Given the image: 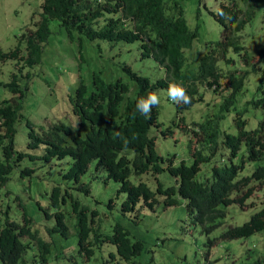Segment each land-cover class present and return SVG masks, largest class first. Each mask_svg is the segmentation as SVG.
<instances>
[{
  "label": "trees",
  "instance_id": "trees-1",
  "mask_svg": "<svg viewBox=\"0 0 264 264\" xmlns=\"http://www.w3.org/2000/svg\"><path fill=\"white\" fill-rule=\"evenodd\" d=\"M215 1L217 9L212 16L221 26L220 36L207 43L210 48L191 64L184 51L192 49L198 30L188 26L185 4L178 0H102V3L98 0H42L31 16L34 27L26 33L19 30L18 44L13 49H0V62L10 61L18 67L8 84L0 82V89L7 88L11 93V97L0 95V203L7 204L4 209L0 204L1 264H25L30 245L37 248L43 261L60 241L70 246L65 217L68 221L71 216L66 211L60 212L61 203L68 204L72 211L76 206L72 196L75 185L85 198L87 188L102 172L106 181L119 184L117 196L124 195L119 209L121 215L141 209L153 210L158 203L164 208L183 206L186 215L180 219L181 224L191 233L206 237L207 247L216 246L219 240L245 239L264 232V203L253 202L255 193L264 195V48L250 53L241 42L247 28L258 25L264 28V9L252 0ZM112 14L115 18L100 20ZM51 20L59 23L62 29L59 31L71 42L78 37L79 53L75 57L78 66L85 61L84 45L89 47L92 41L140 42L141 59H151L164 70L165 76L141 75L124 65L128 82L119 78L107 83L92 72L91 84L87 86L80 78L74 93H68V100L73 114L81 121V128L87 131L75 133L73 126L49 120L48 125L39 126L38 132L27 120L25 144L28 150L16 151L17 125L24 118L23 104L28 99L33 77L29 72L23 76L22 72L42 62L44 46L51 35ZM231 53L238 55L237 62ZM255 75L256 84L251 86ZM165 77L181 85L190 97L188 104H174L169 100L176 112L184 114L195 105H202L207 91L222 97L217 99L220 101L217 114L209 116L201 111L202 121L194 123L211 143L215 144V129L222 114L235 111L237 134L222 138L229 150L227 160L222 165H212L209 177H198L201 157L189 168L180 163L178 166L168 164L164 169L162 156L150 136L151 129L157 126L158 105L152 108L150 118L136 111L139 98H146L161 88L167 90L171 82L165 81ZM245 90L250 91L251 99L238 107L239 96ZM246 114L249 117H245ZM250 118L256 120V127L247 129ZM48 119L46 117L44 122ZM181 120L186 123L184 117ZM196 130L191 132L196 134ZM25 159L32 164L16 174L20 192L5 191L11 181L9 176ZM36 159L44 164L57 162L58 177L51 176L55 181L48 176L35 177L44 170L43 166H36ZM51 171L48 170L49 175ZM161 174L166 175L169 182L159 179ZM83 178L87 179V184ZM22 192L25 195L32 192L34 199H39L38 194L41 200L48 195L45 203L50 202V209L42 211L40 217L44 221L37 224L29 215L19 195ZM10 193L21 208V216L14 220H10L8 213L10 202L6 198ZM76 200L80 198L76 196ZM93 202L96 206L93 211L84 205L73 219V228L78 232V253L90 256L96 251L100 261L109 257L112 264H135L145 248L144 240L119 222L113 225L112 236L101 233L100 229L107 227L103 226L101 211H111L112 199L105 206ZM250 210L253 211L243 224H232L239 215ZM104 245H108V249H103ZM73 253L70 250V254ZM133 256H136L134 261ZM205 264L212 263L206 261ZM252 264H264V251Z\"/></svg>",
  "mask_w": 264,
  "mask_h": 264
},
{
  "label": "rangeland",
  "instance_id": "rangeland-1",
  "mask_svg": "<svg viewBox=\"0 0 264 264\" xmlns=\"http://www.w3.org/2000/svg\"><path fill=\"white\" fill-rule=\"evenodd\" d=\"M183 1L185 4V18L188 24L194 28L197 27L198 39L194 41L193 52L194 55L199 56L204 50L210 48L209 42L215 41L219 38L221 32V26L213 18L212 13L217 9V2L215 0H202L201 3L197 0H178ZM42 0H0V49L2 51H9L18 44L17 35L19 30L24 31L28 28H33V19L35 11L39 9ZM253 3H257L261 9H264V0H252ZM259 16V15H258ZM256 20H259V17ZM252 28V27H251ZM51 35L48 43L44 46V52L42 56V62L35 66L30 72L32 82L30 83V91L28 93V99L23 104L22 114L24 118L17 125V132L14 139V147L16 151L28 150L25 144V139L28 132L26 121L33 123L37 128L40 125H44V120L48 117V120L58 119L63 123H70L71 114L70 108L68 112H64L65 101L64 97L70 91H73L77 86L78 80L71 79V73H75L76 76L81 77L85 84L89 85L92 72L100 73L101 77L105 81L122 79L124 82H128L127 74L123 71V66H129L132 71L141 75L149 77H157L158 71L155 69L156 65L150 59L141 60L138 45L137 44H125L117 43L111 44L105 41H92V47L85 46V61L80 62L79 66L75 61V57L79 53L78 49V37L71 42L68 37L61 33L62 30L59 27V23L55 20L50 21ZM87 42H89L87 40ZM242 45H245V49L252 53L260 48H264V28L260 25L255 28H247L241 37ZM245 43V44H244ZM208 46V47H204ZM242 54L244 51L241 52ZM235 57L237 62L238 55ZM42 67V70H41ZM16 68L10 61H6L0 64V81H9L11 72ZM25 71H23L24 73ZM22 73V74H23ZM257 76L252 77L251 86L256 84ZM51 86V91L50 87ZM220 90V89H219ZM250 90V89H249ZM4 91H0V95ZM248 92V93H247ZM247 93V94H246ZM166 93L159 92V121L163 122L162 130L170 125L169 121L174 117V106L167 101H161V98ZM205 100L202 105H195L188 112L189 114L188 126L193 118H197L201 111H210L214 104H219L217 96L211 91H208L204 95ZM240 105L250 99L249 91L243 92ZM220 100V99H219ZM63 102V103H61ZM209 108V109H207ZM67 113V114H66ZM186 113V114H187ZM232 115L230 113L223 123V127L226 131L235 134L236 129L232 124ZM177 117H180L177 115ZM245 117H249L247 114ZM251 122L247 129L256 127V120L250 118ZM160 138V136H159ZM156 151L164 157V159L171 158L174 154L179 161L183 160L187 165L192 163V157L189 152V141L180 135L175 129L173 137L167 139H160L156 142ZM37 167L41 165L39 159H36ZM177 162V163H178ZM32 161L25 159L22 162L23 167L29 166ZM43 165V164H42ZM41 165V166H42ZM57 164H51L44 166V170L39 172L35 177L42 178L48 176L51 178L58 177ZM66 166V164H65ZM56 171H53L55 170ZM48 170L51 171L49 175ZM7 185L5 191L9 190L13 193L20 192L21 187H18L17 176L13 177ZM83 180L88 183L86 178ZM45 184V183H44ZM42 185V184H41ZM43 186V185H42ZM119 184L109 180H105V174L102 172L97 179L92 182V192L89 198L83 197L78 193H75V197H79L80 200L90 206L95 207L94 200L101 203L103 206L105 202L113 199L114 209L112 211H101L104 217L103 228L107 231L109 225L115 221L121 223L124 227H127L133 232V235L141 233L142 240L145 241V248L141 255L138 257L139 264H205L203 255L207 252L206 237L201 234L191 233L189 230L184 229V225L181 224L180 219L186 215L183 206L172 207L157 216L152 212H141L137 216L138 224H134L131 214L123 217L118 213L119 204L124 198V195H120L115 198V194ZM4 189V188H3ZM2 189V190H3ZM14 190V191H13ZM27 193V192H26ZM3 194V193H2ZM22 200L27 205L29 215L36 220V223L42 222L45 219L42 218V211L50 209L48 203H45L40 195L37 194L39 199L31 198L30 194L25 192L19 194ZM11 196V195H10ZM9 197V196H8ZM9 199V198H8ZM13 199V198H12ZM14 200V199H13ZM8 201L9 204V218L14 220L21 216V208L13 201ZM263 200L261 195H255L253 202L258 203ZM91 201V202H90ZM7 207V204L3 206ZM253 210L246 213H242L235 219L233 225H241L248 219L249 214ZM74 220L70 222V240H75L77 243L76 234L74 232ZM183 228V229H182ZM147 230V231H145ZM263 238V237H262ZM260 235H254L247 239L223 241L221 245L215 249L209 250V261H214L220 256V260H216V264H252L257 259L260 252L264 251V243ZM262 244V245H261ZM76 245V244H75ZM108 249V245H104L103 249ZM75 251L76 260L79 261L80 256ZM33 255V250H28L26 259L30 261Z\"/></svg>",
  "mask_w": 264,
  "mask_h": 264
},
{
  "label": "clouds",
  "instance_id": "clouds-1",
  "mask_svg": "<svg viewBox=\"0 0 264 264\" xmlns=\"http://www.w3.org/2000/svg\"><path fill=\"white\" fill-rule=\"evenodd\" d=\"M98 2L99 3H102V0H98ZM171 17H173V16H171ZM108 18H115V15L114 14H112V15H104L103 17H101L100 18V20L101 21H105V19H108ZM186 19V18H185ZM187 21V20H186ZM187 24H188V22H187ZM33 27H34V23H33V25H32ZM188 26L189 27H191L189 24H188ZM32 28V27H31ZM29 29V28H28ZM28 29H26V30H24V31H22V32H20V33H26L27 31H28ZM245 31V30H244ZM243 31V32H244ZM119 43H123V42H119ZM112 44V43H111ZM113 44H117V43H113ZM126 44V43H125ZM132 44H137L138 45V50H139V54H140V58H141V55H142V52L140 51V42H135V43H132ZM261 49V48H260ZM259 50V49H258ZM258 50H256V51H258ZM230 51H232V50H230ZM256 51H254V52H252V53H255ZM184 55H185V57H186V59H187V62H189L190 64L193 62V59L194 58H196V55H194V52H193V49H186L185 51H184ZM142 60V59H141ZM151 60V59H150ZM1 63H3V62H0V64ZM155 64V63H154ZM39 65V64H38ZM156 65V64H155ZM14 66H15V63H14ZM35 66H37V65H35ZM34 66V67H35ZM33 67V68H34ZM129 67V66H128ZM16 68V67H15ZM33 68H31V69H25V70H23V71H25L22 75L24 76V75H26L28 72L30 73L31 71H32V69ZM17 69H18V67L16 68V71H17ZM155 69L158 71V76L157 77H164L165 76V73H164V70L162 69V68H159V67H157V65H156V67H155ZM41 70H42V67H41ZM16 71L15 70H13L12 72H11V74H10V76H9V81H7V82H3V81H0V82H2V83H4V84H8L10 81H11V75L12 74H14V73H16ZM134 72V71H133ZM93 73H95L98 77H100V78H102L101 77V75H100V73H96V72H93ZM137 73V72H136ZM31 74V73H30ZM71 75V79H73V78H75L76 80H78V83H77V86H78V84H79V82H80V78L81 77H78V76H76L75 75V73H71L70 74ZM92 77V76H91ZM90 77V83H89V85L91 84V80H92V78ZM157 77H155V78H157ZM82 79V78H81ZM103 79V78H102ZM119 78H117L116 80H118ZM165 79H166V77H165ZM104 80V79H103ZM116 80H109V81H106L107 83H112V82H115ZM105 81V80H104ZM165 81H170L171 83L168 85V88H167V90H162V88L160 89V90H158V91H156L155 93H150L146 98L145 97H141V98H139L138 100H137V102H136V105H135V107H136V111L137 112H139V114L140 115H142V116H144V117H146V118H150V114H151V110H152V108L154 107V106H157L158 104H159V97H158V93L159 92H161V94H163V92H165L166 94L165 95H163L162 96V98H161V101L162 102H164V100L165 101H167L168 103H170L169 102V100L172 102V103H174V104H188V103H190V97L187 95V92H186V90L181 86V85H179V84H176V83H174L173 82V80L171 79V78H168V79H166ZM124 82V81H123ZM85 85H87V84H85ZM89 85H87V86H89ZM77 86L75 87V89L77 88ZM50 87V91H51V86H49ZM75 89L73 90V91H70V92H68V93H70V94H73L74 93V91H75ZM4 91L3 93H4V96H8V97H11L10 95H11V93L7 90V88H2V89H0V91ZM65 91H66V96L64 97V99H65V101L63 100V102H65V108L63 109V111L64 112H68L69 110L71 111V114L73 115V116H71V118H70V123H64L65 125H71V126H73L74 127V129L76 128V130H75V133H77V132H82V131H87V129L86 128H84V129H82L81 128V126H80V122H79V120H78V118L73 114V112H72V107H71V104H70V102H69V98H68V94H67V90L66 89H64ZM245 91H247V90H245ZM245 91H243V92H245ZM208 92V91H207ZM206 92V93H207ZM243 92H242V94H240V96H239V99L240 100H242L241 98H242V96H243ZM248 93V92H247ZM246 93V94H247ZM249 96H250V99H251V93H250V91H249ZM249 99V100H250ZM249 100H246V101H249ZM27 101H25V103H26ZM63 102H61V103H63ZM24 103V104H25ZM245 103V101L240 105L239 104V106H238V104H237V106L238 107H242L243 106V104ZM171 104V103H170ZM70 108L69 110H68V107ZM174 106V105H173ZM218 106H219V104H214L213 105V107L211 108V109H209V108H207V109H209L210 111L208 112V111H204V112H206V114H208L209 116H214L215 114H217V112H218ZM159 108V107H158ZM174 109H175V106H174ZM159 110V109H158ZM187 112H185L184 114L183 113H180V112H176L175 111V114H174V117L169 121V123H170V125L168 126V127H166L165 129H163L162 130V126L164 125V123L163 122H160L159 121V117H160V111L158 112V116H157V126L155 127V128H152L151 129V131H150V136H151V138H154V141L155 142H157V140H160V139H167V138H169V137H173V134H174V130L176 129L179 133H180V135L181 136H183V137H185L188 141H189V152H190V155H191V157H192V163L190 164V165H187L183 160H181V161H179L178 162V160H177V158H176V155L174 154L171 158H167V159H164V157L162 156V159H163V161H164V164L162 165V167L164 168V169H166V167L168 166V164H171L172 166H178L180 163H184V165L187 167V168H189V167H191V166H193L195 163H196V161H197V158L198 157H201V160L198 162V167H199V172H198V177H199V179L202 177V178H206V177H209V175H210V171H211V169H212V165H222V164H224L225 162H226V160H227V157H228V153H229V150L226 148V145H224L223 143H222V141H223V139L222 138H224V136L225 135H228V137H230V136H233V135H236L237 134V129H236V125H235V123H234V118L236 117L235 116V111H233V110H229V112L228 113H223L222 115H223V117H222V120H220L218 123V127L215 129V132H216V138H215V144L214 143H211V142H209V140L208 139H204L205 137L203 136V134H201V131L200 130H198V128H196V126H194V123L195 122H200V121H202V120H200L201 119V117H200V115L197 117V118H193L191 121H190V126H188V120H189V114H192L193 112H188L187 114H186ZM230 113H233V115H232V124H233V126H234V128L236 129V133L235 134H233V133H230V132H228V131H226L225 130V128L223 127V123H224V121H225V119H226V117L228 116V115H230ZM67 114V113H66ZM177 115L178 116H180V117H177ZM242 116V115H241ZM181 117H184L185 118V120H186V123L185 124H183L182 123V120H181ZM212 119H214V117L212 118ZM242 119H246V118H244V115L242 116ZM54 120H57V121H59L58 119H54ZM248 120H250V119H248ZM61 122V121H60ZM45 124L44 125H48V123H49V120L48 121H45L44 122ZM63 123V122H62ZM170 128V129H169ZM197 129L196 130V134H193L192 132H191V130L192 129ZM255 128V127H254ZM34 129L36 130V131H40V128H39V126L37 127V128H35L34 127ZM168 129H169V131H168ZM169 132H171V134L169 133ZM163 133H165V134H163ZM159 136H160V138H159ZM157 144V143H156ZM0 155H1V152H0ZM2 157V156H1ZM1 157H0V160H1ZM202 159H204V161L202 162ZM169 160L171 161V162H169ZM40 162H41V165L43 164L44 166H47V165H51V164H57V162L56 163H50V164H44V162L42 161V160H40ZM178 162V163H177ZM41 165H39L38 167H40ZM42 165V166H43ZM248 166H250V165H248ZM247 166V167H248ZM64 168H65V165L63 166ZM246 167V168H247ZM22 168H24L23 167V165H22V163H20L19 164V167L17 168V169H15L14 170V173L12 174L11 173V175L13 176V177H15L16 176V174H18L19 172H20V170L22 169ZM44 168V167H43ZM165 174L167 173V172H164ZM10 175V176H11ZM97 175V174H96ZM9 176V177H10ZM99 176H100V174H99ZM11 178V177H10ZM52 181H55V179H53V178H50ZM159 179H163L164 181H167V182H169V178H167V176L165 175H163V174H161L160 175V177H159ZM209 179V178H208ZM63 183V182H62ZM119 189V188H118ZM117 189V190H118ZM74 190H75V193H78V194H80V191L79 190H77V187H76V185H75V187H74ZM263 191H264V188L262 189ZM91 192H92V184H91V186H90V188H87V193H86V197L87 198H89L90 196H91ZM75 193H73V197H74V199H75V203H76V206H75V208L74 209H72V211H71V209H70V207L68 206V204H62L61 203V208L59 209L60 210V212H62V211H66L67 212V214L69 215V216H71V218L67 221V218L65 217V219H66V227H68V233H69V238H70V230H69V228H70V220H72V219H74L75 217H77V215L80 213V211H81V209L84 207V205H86V204H84L81 200H76V197H75ZM119 194V193H118ZM10 195H11V197H10ZM120 195H122V194H120ZM119 195V196H120ZM254 195H261L262 197H263V200H261L260 202H258V205L259 204H263L264 203V195L262 194V193H255ZM9 197V199L8 198H6L7 200H9V201H11V200H13L17 205H18V202L15 200V198H13L14 197V195L13 194H9L8 195ZM43 196H45V195H43ZM48 196V195H47ZM47 196H45V198L43 199V201L45 202H47V200H48V198L49 197H47ZM119 196H117V191H116V194H115V198H118ZM13 198V199H12ZM112 199V198H111ZM41 200V199H40ZM110 200V199H109ZM50 201V200H49ZM48 201V202H49ZM100 203V202H99ZM121 203H122V201L120 202V204H119V209H120V205H121ZM101 204V203H100ZM99 204V205H100ZM107 204H109L108 203V201L107 202H105L104 203V205L103 206H105V205H107ZM112 204H113V199H112ZM49 205H50V202H49ZM88 206V205H87ZM113 206V208L111 209V211L114 209V204L112 205ZM89 207V210L90 211H93L94 209H95V207H90V206H88ZM169 208H172V207H167V208H164L163 207V204L162 203H158V205H156L154 208H153V210H147V209H141L139 212H131V213H129V214H131V215H133L132 216V218H133V222H134V224H138V222H137V216H138V214L139 213H141V212H143V213H145V212H147V211H149V212H152V213H155V215L157 216L159 213H161V212H163V210H167V209H169ZM119 209H118V213L120 214V211H119ZM51 212V211H50ZM109 212V211H108ZM128 215V214H127ZM127 215H121L120 214V216H123V217H125V216H127ZM103 216V215H102ZM103 221H104V217H103ZM116 222H118V221H115L113 224H111V225H109L108 226V228H107V231H104V229H100V231H101V233L102 232H105V233H107V234H109L110 236H112V229H113V225L116 223ZM68 225V226H67ZM127 228V227H126ZM128 229V228H127ZM129 230V229H128ZM132 234H133V232L131 231V230H129ZM74 232H75V230H74ZM75 234H76V238H77V243H75V240H70V244L72 245H70V246H67V244H66V242H59L57 245V247L55 248V247H53V251L51 252V253H49V254H47V256H46V259H45V261H43L42 259H40V253H38V250H37V248H33V245H30V248L28 249V250H30V249H32L33 250V255H32V258H31V264H75V263H77V264H112L113 263V261H112V259L111 258H109V257H107V258H105L104 257V259H101V261L99 260V255H97L96 254V251L93 253V255H90V256H88L85 252H82L81 253V255L79 254V253H77L79 256H80V259H79V261H77L76 260V254H75V251H79L78 250V244H79V241H78V232L76 233L75 232ZM255 235H260V237L263 239V241H264V232H262V233H257V234H255ZM136 237H138V236H141V233H138V235H135ZM103 239H104V237H102ZM245 239H247V238H245ZM237 240H242V239H237ZM230 241H233V240H230ZM263 241H262V244H263ZM223 242V240H219L218 241V244L216 245V246H214V247H207L208 249H207V253L205 254V255H203V257H204V260H205V262L207 261V262H211L212 264H216V260L217 259H219L220 260V256L216 259V260H214V261H209V256H208V254H209V250H211V249H215V248H217V247H219L220 245H221V243ZM144 243H145V241H144ZM76 244V245H75ZM261 244V245H262ZM57 250H63V251H65V252H63L62 251V253H60V252H58L57 254L55 253ZM70 250H73L74 251V253H73V255L75 254V256H73L72 254H70ZM144 251V248H143V250H142V252ZM72 255V256H71ZM141 254H139V256H140ZM138 256V257H139ZM135 257L136 256H133L132 257V261H134V259H135ZM131 259V258H130ZM129 261V260H128ZM138 262V258L135 260V264ZM1 264V263H0ZM25 264H30V261H28L27 259H26V263ZM148 264H152V263H148Z\"/></svg>",
  "mask_w": 264,
  "mask_h": 264
}]
</instances>
